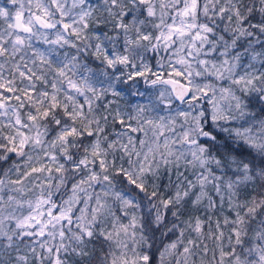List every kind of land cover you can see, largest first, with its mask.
<instances>
[{"label": "snow or ice", "instance_id": "6c2138e0", "mask_svg": "<svg viewBox=\"0 0 264 264\" xmlns=\"http://www.w3.org/2000/svg\"><path fill=\"white\" fill-rule=\"evenodd\" d=\"M0 264H264V0H0Z\"/></svg>", "mask_w": 264, "mask_h": 264}]
</instances>
